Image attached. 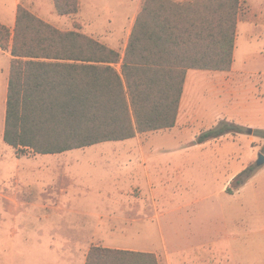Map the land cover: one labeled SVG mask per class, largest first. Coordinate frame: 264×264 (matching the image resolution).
Here are the masks:
<instances>
[{"label":"trees","instance_id":"1","mask_svg":"<svg viewBox=\"0 0 264 264\" xmlns=\"http://www.w3.org/2000/svg\"><path fill=\"white\" fill-rule=\"evenodd\" d=\"M54 4L60 15L80 11V0ZM240 10L241 0H144L122 55L19 5L14 28L0 21V48L12 55L4 141L18 154H57L175 126L187 71L231 70ZM244 131L222 121L197 142ZM257 134L264 139V129ZM256 169L247 166L227 190ZM133 255L93 246L86 264H135Z\"/></svg>","mask_w":264,"mask_h":264},{"label":"crops","instance_id":"2","mask_svg":"<svg viewBox=\"0 0 264 264\" xmlns=\"http://www.w3.org/2000/svg\"><path fill=\"white\" fill-rule=\"evenodd\" d=\"M239 24L238 21L231 70L187 71L175 126L138 133L127 139L139 140L140 134H153L146 145L119 146L106 152L110 155L103 157V160L109 164L122 167L126 163L134 165V169L128 172L122 168L115 186L117 193L99 191L97 195L68 194V190L63 189L59 196L67 199L55 198L53 210L61 215L67 213L72 221L64 229L56 227L47 246L50 250L65 251L66 256L63 258L68 264H86L93 246L134 252L136 255L130 258L135 264H151L148 261L150 259L141 254H153L158 264H247L244 261L246 256L239 248L231 245L230 248L222 242L232 241L235 246L236 242L251 240L254 231H263L264 205L257 204L264 202V168L252 175L239 189L229 192L227 188L231 181L245 169L244 165L239 166L236 161V143L231 142L233 137H229L234 135L226 134L201 144L197 142V137L202 132L222 121L236 123L244 128L253 125V121H264V91L257 96L255 102H247L246 93L244 98H239L241 93H236L234 88H227L226 94H223V104L220 103L219 109H214V102L218 98L220 100L221 96V72L233 73L238 68L236 51ZM249 41L255 43V48L252 49L255 57L263 58V40L252 34ZM11 65L12 55L0 48V103H4L6 107ZM263 70L246 67L245 73L263 75ZM201 77L205 80L198 82ZM263 79L262 77L260 81L263 82ZM194 81L196 86L193 85ZM191 85L196 90L194 94L188 92ZM262 86L263 83L261 88ZM201 94L207 103L212 104L204 112L194 109L197 100L192 99ZM239 109L240 112L237 113ZM238 115L242 118L240 121L236 120ZM1 129L4 136V121ZM261 129L264 128H258ZM155 138L166 140L171 145H156ZM223 140H227V143L222 142ZM160 151L172 153L175 159L169 160L166 156L163 164V155H157ZM66 152L57 153L56 156ZM56 165L59 166L60 173L62 167L66 166L61 163ZM127 177L149 187L147 192L139 195L119 192ZM214 184L219 187L217 194L207 193L205 189L195 192L198 187H210ZM222 198H226L234 206L227 209V205L223 203L227 232L221 242V218L219 214L215 216V211L220 210ZM129 201H132V205L126 204ZM82 203L86 204L85 209L78 208L77 205ZM99 203L104 205L102 210L89 208L99 206ZM108 203L111 205H106ZM202 203L209 205H201ZM254 220L257 223L256 230ZM198 221L200 225L197 224ZM39 241L43 242V239ZM78 251H85V255H77Z\"/></svg>","mask_w":264,"mask_h":264},{"label":"rangeland","instance_id":"3","mask_svg":"<svg viewBox=\"0 0 264 264\" xmlns=\"http://www.w3.org/2000/svg\"><path fill=\"white\" fill-rule=\"evenodd\" d=\"M143 1L80 0V11L77 15H60L56 11L54 0H0V20L14 28L18 6L24 5L38 16L50 20L49 22L62 30L78 29L124 52ZM238 21L240 22L236 51L238 68L233 73L221 72V96L220 100L216 99L213 104L215 110L220 108L223 94H226L227 88H234L236 93H241L239 98H244L246 93L247 102H255L257 96L262 95L264 91V79L263 82L260 81L262 77L264 78V73L263 75L261 73H245L246 67L264 69V56L263 58L255 57L252 50L255 48V43L249 41V36L255 34L257 38L263 40L264 44V0H241ZM200 80L203 81L205 78L201 77L198 82ZM188 92L194 94L196 90L191 85ZM192 99L197 100L194 109L200 112H204L212 105L205 101L202 94L192 97ZM239 112L240 109L237 113ZM5 114L6 105L0 103V264H68V261L63 258L66 256L65 251L50 250L47 246L52 231L56 227L64 229L68 222L72 221L67 213L61 215L53 210L54 200L63 198L62 195L59 196L63 193V189L68 190V194L97 195L99 191L109 194L117 193L115 186L117 178L121 176L122 168L128 172L134 169V165L126 163L122 167L109 164L103 160V157L110 155L106 152L119 146L146 145L153 134H140L139 140L137 138L135 140L105 141L73 149L64 154H58V156L56 154L33 155L28 152L18 154L16 149L7 144L3 138L1 127L2 122H5ZM241 119L239 115L236 117L238 121ZM247 121L249 122V120ZM251 124L253 125L245 127L243 134H233L234 136H229L233 137V140H229L236 143L235 155L239 166L244 165L246 168L250 164H254L257 167L256 173L264 168V164L257 165L259 154L263 153L262 146L264 144V139L257 134V130L264 128V121L256 123L253 121ZM224 141L227 143V140L222 142ZM154 142L156 145H171L170 142L167 144L166 140L156 138ZM160 154L164 158L161 159L163 164L166 156L169 160L175 159L172 153L163 151L157 153V155ZM59 163L66 165L65 168L62 167L61 173L63 174L60 173L59 166L56 165ZM148 188L127 177L119 192L139 195L147 192ZM218 188V185L214 184L210 187H198L195 192L205 189V192L213 194ZM65 199L67 198L64 197L62 200ZM223 203L225 206L227 205V209L234 206L226 198H222L220 210L215 211V216L219 214L221 218V242L227 232ZM126 204L132 205V201L126 202ZM261 204L264 205V202L257 205ZM84 205L86 204L82 203L77 206L79 209H85ZM106 205H111V203ZM201 205L209 204L202 203ZM102 206L104 205L99 203V206L89 208L99 211L103 209ZM58 207L60 208V205ZM210 214L212 215V211ZM253 223L254 230H256L257 223L255 220ZM197 224L201 223L198 221ZM39 239H43V242H40ZM222 244L230 248L231 246L239 248L241 253L246 256L244 261H247V264H264V229L263 231H254L251 240L236 242L235 246L232 241L222 242ZM76 254L85 255V251H78Z\"/></svg>","mask_w":264,"mask_h":264},{"label":"water","instance_id":"4","mask_svg":"<svg viewBox=\"0 0 264 264\" xmlns=\"http://www.w3.org/2000/svg\"><path fill=\"white\" fill-rule=\"evenodd\" d=\"M251 131V130H250ZM252 132V131H251ZM262 164H264V153H260L259 154V158L257 160V165L261 166Z\"/></svg>","mask_w":264,"mask_h":264}]
</instances>
